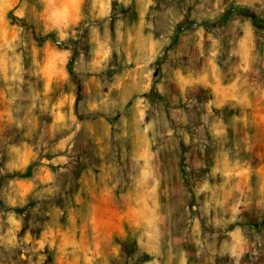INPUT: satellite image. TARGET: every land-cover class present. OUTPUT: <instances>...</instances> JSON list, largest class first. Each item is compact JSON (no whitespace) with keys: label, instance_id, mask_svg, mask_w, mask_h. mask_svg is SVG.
Instances as JSON below:
<instances>
[{"label":"rangeland","instance_id":"rangeland-1","mask_svg":"<svg viewBox=\"0 0 264 264\" xmlns=\"http://www.w3.org/2000/svg\"><path fill=\"white\" fill-rule=\"evenodd\" d=\"M0 264H264V0H0Z\"/></svg>","mask_w":264,"mask_h":264}]
</instances>
